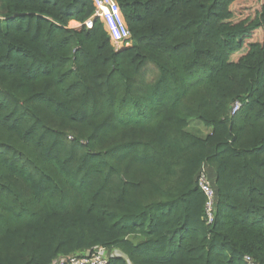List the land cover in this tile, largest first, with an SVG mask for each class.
<instances>
[{
  "label": "trees",
  "instance_id": "trees-1",
  "mask_svg": "<svg viewBox=\"0 0 264 264\" xmlns=\"http://www.w3.org/2000/svg\"><path fill=\"white\" fill-rule=\"evenodd\" d=\"M92 1L0 0V264H264V0Z\"/></svg>",
  "mask_w": 264,
  "mask_h": 264
},
{
  "label": "built area",
  "instance_id": "built-area-1",
  "mask_svg": "<svg viewBox=\"0 0 264 264\" xmlns=\"http://www.w3.org/2000/svg\"><path fill=\"white\" fill-rule=\"evenodd\" d=\"M92 7L93 13L89 18L83 23L75 22V26H70V22L68 28L73 30H80L82 28L90 30L93 28L95 22H98L106 33L114 52L130 48L132 46L131 34L116 0H93ZM239 107L240 104L235 103L231 109V115ZM68 139L71 140V137L69 136ZM197 185L205 197L202 220L208 226L213 223L214 219V192L204 168L199 172ZM112 255V250L96 248L79 255L58 257L52 264H108L109 258ZM244 261L247 264H253L249 257H244Z\"/></svg>",
  "mask_w": 264,
  "mask_h": 264
},
{
  "label": "rangeland",
  "instance_id": "rangeland-1",
  "mask_svg": "<svg viewBox=\"0 0 264 264\" xmlns=\"http://www.w3.org/2000/svg\"><path fill=\"white\" fill-rule=\"evenodd\" d=\"M70 26H75V23H72ZM149 68L153 69L152 67H149ZM150 72L151 71L148 70V73H150ZM185 130L187 132L191 133L192 135L199 137L201 139H204L205 137H207L211 133L210 129L206 128L202 123H199L197 121H190L188 123V125L186 126ZM84 143H86V142L84 141ZM203 213H204V209H203ZM134 243H136V242H134ZM89 250H92V249H89ZM89 250L88 249L81 250V251H79L73 255H79V254L85 253L86 251H89ZM111 250L113 251L114 256H116L118 254L120 255V252L117 249L112 248ZM58 257H62V256H58ZM58 257H56V258H58Z\"/></svg>",
  "mask_w": 264,
  "mask_h": 264
},
{
  "label": "crops",
  "instance_id": "crops-1",
  "mask_svg": "<svg viewBox=\"0 0 264 264\" xmlns=\"http://www.w3.org/2000/svg\"><path fill=\"white\" fill-rule=\"evenodd\" d=\"M72 23H75V22H71V24H72Z\"/></svg>",
  "mask_w": 264,
  "mask_h": 264
}]
</instances>
